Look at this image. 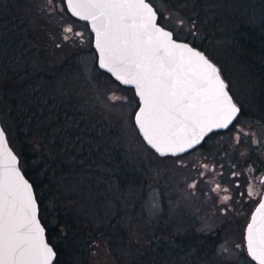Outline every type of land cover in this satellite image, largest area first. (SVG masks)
Returning a JSON list of instances; mask_svg holds the SVG:
<instances>
[{"label": "rangeland", "instance_id": "1", "mask_svg": "<svg viewBox=\"0 0 264 264\" xmlns=\"http://www.w3.org/2000/svg\"><path fill=\"white\" fill-rule=\"evenodd\" d=\"M151 1L163 25L218 61L243 109L236 124L208 138L194 153L160 156L145 143L135 125L139 100L134 88L99 68L93 33L87 22L70 13L66 0L14 3L26 21L21 40L26 47L20 52L27 56L9 52L14 68L10 70L34 62L42 66L52 75L46 92L57 106H72L69 114L63 112L66 118L84 121L68 147L72 168L66 179L57 178V198L49 202L47 214L52 213L55 222L56 206L64 207L74 214L75 223L84 220L90 228L75 229L83 239L74 248L68 246V258L60 264H258L245 243L254 204L243 200L246 192L238 196L234 181L247 183L243 170L249 164L255 170L264 168L263 87L253 70L264 69V54L249 53L239 41L242 35L251 39L247 31H239L240 26L264 33V0ZM32 46L36 50L30 55ZM249 56L255 61L250 62ZM1 65L0 61L4 74L7 66ZM28 86L27 95L34 91ZM0 98L8 100L6 109L20 103L9 101L17 98L12 89ZM50 99L46 96L41 102ZM53 108L50 103L48 109ZM39 115L45 121L44 114ZM36 132L39 143L32 149L46 165L45 154L52 157L50 150L61 151L55 145L45 146L44 132ZM59 132L54 127L49 133L56 139ZM81 154L82 159L75 157ZM245 208L248 213L242 214ZM112 219L120 226L113 229L119 241L115 248L107 229L94 233L97 225ZM67 229L60 227L63 233Z\"/></svg>", "mask_w": 264, "mask_h": 264}, {"label": "snow or ice", "instance_id": "2", "mask_svg": "<svg viewBox=\"0 0 264 264\" xmlns=\"http://www.w3.org/2000/svg\"><path fill=\"white\" fill-rule=\"evenodd\" d=\"M68 3L75 15L80 16L75 11L80 9L93 22L101 66L124 72L129 78H118L136 85L144 104L136 122L161 154V146L169 152L184 151L183 144L191 148L202 138L204 126L227 127L239 112L215 65L158 27L157 14L145 0ZM5 143L0 130V264H51L55 252L35 220L31 186L16 169V157L3 151ZM248 231L249 253L264 264V238L257 244L252 224Z\"/></svg>", "mask_w": 264, "mask_h": 264}, {"label": "trees", "instance_id": "3", "mask_svg": "<svg viewBox=\"0 0 264 264\" xmlns=\"http://www.w3.org/2000/svg\"><path fill=\"white\" fill-rule=\"evenodd\" d=\"M16 1L17 0H0V61L2 63L1 66H7L4 74L0 71V97L1 95L5 97L8 91H11L12 89L13 94L16 95L17 98H13L9 101L11 104H16L17 101H20V103L19 105H15L17 106V109H6L8 100L4 98L2 100L0 98V118L5 130L7 131L11 145L20 156V163L25 174L35 186L37 198L40 203V215L47 229V237L57 250V259L55 264H60V262L68 258V248H74L75 245H80V239H83V236H81V234L75 229L80 228V231H84L85 229L90 228L88 223L84 222L82 218H79L82 220L80 224L75 223L74 214L69 211L67 212L64 207L56 206L54 211L56 213L55 222H52V213L47 214L49 202L52 199L57 198V178L61 176L66 179L64 175L68 174L69 170L72 168V163L67 160L69 155L68 147L71 141L74 140L78 134L76 131L77 125L80 124L79 122L84 123V121H70L66 118L65 113H68L72 106L68 103H65V108H61L59 104L57 106V103L54 101L55 99L50 96L52 94L47 93L50 83H52V75L50 73H46V70L43 69L42 66L34 62L29 63V65L26 64L27 66L25 69L20 68L18 70L15 69L14 71L10 70L11 64H9L10 60L8 59L7 52H17L20 48L26 47L21 43L25 25L15 23L12 18L16 12L14 7V3ZM241 30H245V32L247 31V33L251 35V39L249 41L246 40L243 35L239 37V41L243 43L248 52L253 53V55L264 54V33H258L255 28L247 29L246 27L240 26L239 31ZM35 50V47L32 46L28 51H30L29 53L31 55ZM248 58L250 59V62L255 61L253 60L254 57L251 58L249 56ZM11 68H13V66H11ZM256 69L264 70L263 68L257 66ZM29 84H31V86L28 87L34 91L32 93L27 91V95L25 87ZM44 94L51 98L48 103L41 102V100L46 97ZM260 97L264 102V88ZM50 103L54 108L49 110L48 106ZM40 104H42V107ZM40 110H42V113L45 116V121H43L39 115L42 114ZM48 111L50 113H48ZM54 127H58L60 130L56 139H54L52 133H49L54 129ZM38 130L40 132H44L41 136H43L42 142L45 146H49L50 149H52L51 145H55L60 148L61 151L60 153H56L54 152V149L50 150L52 157L45 154L43 158H46V165L42 162V158L40 159V153L34 152L32 149V146L35 147L39 143L36 139H34L37 136H40V134H35ZM51 139H54V142H51ZM42 142L40 141V143ZM75 157L77 159H82L84 156L81 154L78 156L76 155ZM55 159L59 163L58 167ZM60 199L61 198H58V200ZM56 201L57 200H54V202ZM114 224H116L115 219H112L108 224L100 223L94 228V233L95 235H99L101 234L100 230L107 229V235L113 236V239L110 240V244L115 248V245L113 244H117L119 241L115 239V237H117V233L114 232L113 229H119L120 226L119 224L113 226ZM63 225L65 227L68 226V231L66 233H63L60 230V227ZM105 225L108 226L105 227ZM75 238L77 240L73 241ZM161 249L162 247L158 246L157 251H160Z\"/></svg>", "mask_w": 264, "mask_h": 264}, {"label": "water", "instance_id": "4", "mask_svg": "<svg viewBox=\"0 0 264 264\" xmlns=\"http://www.w3.org/2000/svg\"><path fill=\"white\" fill-rule=\"evenodd\" d=\"M145 2L148 3L153 8V10L156 12V14H157V16H156V24H157L158 27L163 28L165 31L172 32L173 33V36H172V39L173 40H175L177 43H182V44L189 45L191 48H193L196 51L202 53L204 55V57H206L209 62H211L213 65H215V67L219 70L220 79L223 80L224 84L227 86L226 87V91H227L228 95L231 97V102L233 104H235V106L239 109V112L236 113L235 117L232 118L231 122L228 123V126L227 127H214L210 123L207 124L206 126H204V128H203V136H202V138H199V142L196 143V144H194L191 148H189L187 146V144L181 145L182 147H184V149H185L184 151H175V149H173L172 152H169L166 148H164L163 146H161V150L164 153V154H161V151H158L156 147H153L152 144L148 143V138H146V136L144 134V130L140 126H138V124L136 122V115L140 111V109L144 106V104H143V98L140 95H138V90H137L136 85L135 84H125V83L122 82L121 79L118 78V77H121L122 76L124 79H128L129 77L124 72H121V71H116V72L110 71L109 69L112 67L111 65H109L108 68H105V67H102L101 66L102 56H101L100 50L96 47L97 35H96V30L93 27V22L91 20L84 19L83 17L87 13L84 12V11H81L80 9H76L75 10V11H80L81 12L80 16L75 15L73 8L69 5L68 0H66L67 7H68L69 11L71 12V14L74 15L75 17L79 18V19H82V20H85V21L88 22L89 28H90V30L93 33V46H94V48H95V50L97 52V55H98L97 63H98L99 68L101 70L107 72L108 74H110L114 79L118 80L123 85L134 88L135 93H136V95L138 97V100H139V106H138V108H137V110L135 112V125H136V127H137L140 135L142 136L143 140L145 141V143L149 147H151L156 153H158L160 156H167V155H174V156H176V155L184 154V153H186V152L194 149L195 147L199 146L203 142V140L208 135H210L211 133L216 132V131H220V130H226V129H228L233 123H235V121L239 117V115L241 113V106L235 100V98H234L231 90L229 89V85H228L227 79L224 77L223 72L221 70V67H220L219 63L214 58H212L211 56H209V54L205 50H203L200 47L194 45L192 42H190L188 40H184V39L177 38L175 36L174 31L172 29L166 27L165 25H163L159 21L160 13H159L157 7L155 6V4L153 2H151L150 0H145ZM209 128L211 130H209ZM0 130L3 131L4 139L6 141V143L3 145V151L5 153H7L8 151H10L12 153V155H14L16 157V163H15L16 169L19 171L22 179L24 181H27V183L31 186L30 191H31V194H32V197H33V201H34V205H35V220H36L37 224L39 225V227L41 229H43V232L41 233V235H42V237L44 239V242L46 244H48V246L50 248H52V250L55 252V256L53 257V259L51 261V264H55V261L57 259V250L55 249L54 245L49 241V239L47 237V229H46V226H45V224H44V222H43V220L41 218V215H40V203H39V200L37 198L35 186H34L33 182L29 179V177L25 174V172H24V170L22 168L21 163H20V156L15 151V149L13 148V146L11 145L10 140H9V137H8V134H7V131L5 130V128L3 126V123H2L1 118H0ZM197 131L199 132V129H197ZM262 204H264V193L262 195L261 200L258 202L257 206L255 207V209H254V211H253V213H252V215L250 217V220L247 223L246 230H245V243H246L247 252H248L249 256L256 263H258V264H260V261L258 259H255L249 253V246H248L249 241H248V237H249L250 234H249L248 228H249V225L250 224L253 225V232L251 233V235L253 236V238L257 242V244H259L261 238H264V208L260 207V205H262Z\"/></svg>", "mask_w": 264, "mask_h": 264}, {"label": "flooded vegetation", "instance_id": "5", "mask_svg": "<svg viewBox=\"0 0 264 264\" xmlns=\"http://www.w3.org/2000/svg\"><path fill=\"white\" fill-rule=\"evenodd\" d=\"M151 1V0H150ZM15 7V6H14ZM66 7H67V4H66ZM16 9V8H15ZM67 9H68V7H67ZM69 10V9H68ZM71 13V12H70ZM21 14H20V12L16 9V12H15V14L13 15V19H14V22L15 23H18V24H23V25H25L26 26V21L24 20V19H22L21 18V16H20ZM74 16V15H73ZM75 17V16H74ZM77 18V17H76ZM79 19V18H78ZM80 20H82V19H80ZM82 21H85V20H82ZM85 22H87V21H85ZM88 23V22H87ZM176 36V35H175ZM177 37V36H176ZM178 38V37H177ZM193 43V42H192ZM194 44V43H193ZM194 45H196V44H194ZM196 46H198V45H196ZM199 47V46H198ZM22 48H20V50H21ZM29 49V48H28ZM20 50H19V53L21 54V55H23V56H27L26 54H23V53H21L20 52ZM8 53L9 52H7V55H8ZM14 55H15V53H14ZM8 59H9V57H8ZM10 60V59H9ZM254 70V72H256V74H257V81L258 82H260V84H261V86L264 88V85H263V83H264V78L262 77V76H264L263 75V71L264 70H257V69H253ZM222 72H223V75H224V77L227 79V77H226V75H225V73H224V71L222 70ZM227 82H228V85H229V89L231 90V83H230V81L227 79ZM262 82V83H261ZM232 92V91H231ZM233 93V92H232ZM240 105V104H239ZM242 111H243V109H242V107H241V113H242ZM241 115V114H240ZM240 117V116H239ZM239 119V118H238ZM237 119V120H238ZM236 120V121H237ZM234 124H236V122L234 123ZM233 124V125H234ZM232 125V126H233ZM221 131L222 130H220V131H216V132H213V133H211L210 135H208L204 140H203V142L199 145V146H197V147H195L194 149H192L191 151H189V152H187L188 154H190V153H194V152H196V151H198L201 147H203L205 144H206V141H207V139L208 138H210L211 136H214V135H216V134H219V133H221ZM167 156H169V155H167ZM171 156H174V155H171ZM176 156H178V155H176ZM244 174L246 175V177H247V183L245 184V185H243V186H241L242 184H241V182H240V180L239 179H236L235 181H234V186L236 187V191H237V193H238V196H241V195H243L242 194V192H246L245 194H244V196H243V200H245L246 202H252V205L254 204V209H255V207L257 206V204H258V202L261 200V198H262V195H263V193H264V168H262V167H260L259 169H257V170H255V167H254V165L253 164H249V166L248 167H244ZM234 177H240V174H235L234 175ZM250 188L253 190V192L252 191H250ZM231 192H232V190H230ZM229 191V192H230ZM237 199H240L239 197H236ZM254 200V201H253ZM258 201V202H257ZM256 203V204H255ZM228 207H229V205H228ZM250 207V206H249ZM254 209L252 210V212H251V215H252V213H253V211H254ZM222 210H224V209H222ZM234 213H238V212H234ZM241 213L242 214H247L248 213V209H243L242 211H241ZM251 217V216H250ZM246 230V229H245Z\"/></svg>", "mask_w": 264, "mask_h": 264}]
</instances>
